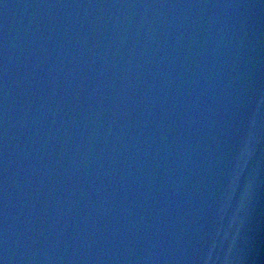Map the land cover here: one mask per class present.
Returning <instances> with one entry per match:
<instances>
[{"label":"water","instance_id":"95a60500","mask_svg":"<svg viewBox=\"0 0 264 264\" xmlns=\"http://www.w3.org/2000/svg\"><path fill=\"white\" fill-rule=\"evenodd\" d=\"M0 264H264V0H0Z\"/></svg>","mask_w":264,"mask_h":264}]
</instances>
